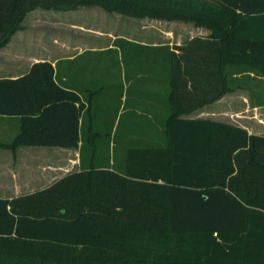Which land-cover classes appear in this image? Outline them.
I'll list each match as a JSON object with an SVG mask.
<instances>
[{
  "label": "trees",
  "instance_id": "trees-1",
  "mask_svg": "<svg viewBox=\"0 0 264 264\" xmlns=\"http://www.w3.org/2000/svg\"><path fill=\"white\" fill-rule=\"evenodd\" d=\"M91 5L225 25L153 48L167 70L164 145H125L110 162L101 160L112 142L104 140L81 170L0 198V264H264V135L181 117L226 94L232 70L264 74V0H0V48L35 9ZM67 84L48 60L0 78V115L20 122L0 148L81 141L82 151L101 140L97 91L86 107ZM85 115L91 125L83 133ZM171 244L179 250H167Z\"/></svg>",
  "mask_w": 264,
  "mask_h": 264
},
{
  "label": "rangeland",
  "instance_id": "rangeland-1",
  "mask_svg": "<svg viewBox=\"0 0 264 264\" xmlns=\"http://www.w3.org/2000/svg\"><path fill=\"white\" fill-rule=\"evenodd\" d=\"M224 25L223 23L197 25L191 20L155 17L149 13L132 16L120 11H107L100 5L66 10L35 9L26 15L8 44L0 48V64L9 67V64L14 65L17 59H20L21 63L18 65L22 69L33 59H56L65 62L80 49H83L84 54L92 56L96 62L93 66V76L96 79L94 82H99L97 85H104L103 88L96 89L97 93L94 94L92 103L96 118L94 129L100 131L102 136L101 140L95 141L96 143L92 140L91 147L85 142L87 147L83 146L81 152L84 150L87 154H90L91 150L98 152L101 150L100 146L104 147V140L110 139L112 142L110 145L106 144L107 148L101 160L109 157L110 162H117L123 157L125 145H164L166 142L163 127L170 113L166 103L157 106L158 117L154 122L143 118L142 114L141 117L136 115L135 118L131 116L127 118L125 114L116 115L115 100L119 97L118 94L124 91L125 96L131 97L132 89L129 86L131 66L141 71L150 68L161 72L162 77L158 79L161 85L158 88L159 92L164 93L167 91V70L162 65L161 57L154 56V46L183 44L196 34L208 35L215 28L222 30ZM229 87L230 90L226 93L227 102L217 106V110H227L230 106L241 108V96L247 97L251 104L264 106V74L232 70ZM86 98L87 94L84 96V99ZM234 99L236 102L232 103ZM193 112L194 110L181 117H191ZM260 113L264 117V110ZM4 117L5 115H0V118ZM15 118L18 120V117ZM85 121L88 122L86 115L83 119V133L87 130ZM256 122L250 125L251 129L264 130L261 128V121ZM17 131L18 128L15 134ZM29 148L39 151L45 147ZM33 161L37 164L41 160ZM37 167L39 165H35L34 168ZM68 170L71 171L73 168L69 167ZM62 171L63 169L59 172ZM169 247L167 248L169 251L179 250V246L176 247L174 244ZM151 248L155 250L158 246L153 243Z\"/></svg>",
  "mask_w": 264,
  "mask_h": 264
},
{
  "label": "crops",
  "instance_id": "crops-1",
  "mask_svg": "<svg viewBox=\"0 0 264 264\" xmlns=\"http://www.w3.org/2000/svg\"><path fill=\"white\" fill-rule=\"evenodd\" d=\"M83 52V49L76 51L69 56L68 60L65 62H60L56 59H33L26 63L22 69L18 65L21 63L20 59H17L14 65L9 64V67H7L6 64H0V78H15L27 72L34 62L48 60L55 67L56 75L60 77L62 81L68 83V87L80 96V99L87 107V100L84 99V96L94 91V88L95 91H97L96 89L103 88L104 85H97L99 82H94L96 79H94L93 76V66L96 62L92 56L86 55ZM131 62L134 63V61ZM131 67L129 71V86H131L132 89L131 97L128 98V95L125 96L126 93L124 91L118 94L119 97L115 100L117 107L116 115L122 116L125 114L127 118L130 116L131 118H135L136 115L140 116L142 114L143 118L154 122L158 117L157 106L166 103L165 96L167 91L164 93L161 91L159 92L158 88V86L161 85V83L158 82V79L162 77L161 72L150 70V68L141 71L135 69L133 66ZM3 71H7L8 73ZM13 71L16 72L13 73ZM9 72L12 74H9ZM226 96L227 95L224 94L218 100L195 109L192 116L190 115L191 117L186 118H203L222 121L243 127L249 133L264 135V130L253 131L250 126L256 121V123L261 121V128L264 129V117H262L260 113L264 110V106L251 104L247 97L241 96V108L230 106L227 110H217V106L227 102ZM234 102H236V99H234L232 103ZM103 107L104 109L106 108L105 106ZM9 123L12 125H9ZM87 125H91V120H88V122L85 121V127ZM17 128L18 133L20 128L19 118L18 120L15 116L0 118V141L4 143L12 141L14 137L11 138V136L15 134ZM80 143L77 148L40 146L45 147V150L40 149L39 151H36V149L32 150L29 148L31 146H20L17 147L15 151L7 148H0V198L11 199L13 197L42 190L53 184L62 176L74 171H79L82 166L86 167L89 154H87L85 150L81 152ZM36 159L42 162L39 161V163L36 164V161H33ZM62 159L66 160L62 162ZM35 165H39V167L34 168ZM69 167H72L73 170H68ZM61 169H63V171L59 172Z\"/></svg>",
  "mask_w": 264,
  "mask_h": 264
}]
</instances>
